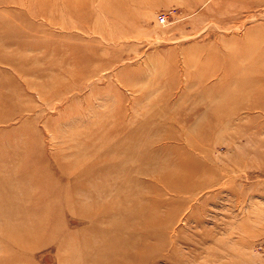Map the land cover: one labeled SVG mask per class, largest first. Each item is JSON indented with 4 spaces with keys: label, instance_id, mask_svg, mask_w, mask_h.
I'll return each instance as SVG.
<instances>
[{
    "label": "rangeland",
    "instance_id": "374dc122",
    "mask_svg": "<svg viewBox=\"0 0 264 264\" xmlns=\"http://www.w3.org/2000/svg\"><path fill=\"white\" fill-rule=\"evenodd\" d=\"M0 264H264V0H0Z\"/></svg>",
    "mask_w": 264,
    "mask_h": 264
},
{
    "label": "bare ground",
    "instance_id": "6f19581e",
    "mask_svg": "<svg viewBox=\"0 0 264 264\" xmlns=\"http://www.w3.org/2000/svg\"><path fill=\"white\" fill-rule=\"evenodd\" d=\"M158 22L164 24L166 22L165 15H158Z\"/></svg>",
    "mask_w": 264,
    "mask_h": 264
}]
</instances>
